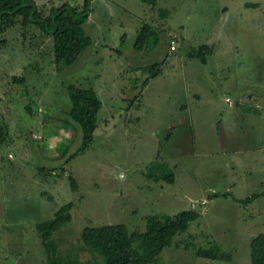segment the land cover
<instances>
[{
    "label": "rangeland",
    "instance_id": "obj_1",
    "mask_svg": "<svg viewBox=\"0 0 264 264\" xmlns=\"http://www.w3.org/2000/svg\"><path fill=\"white\" fill-rule=\"evenodd\" d=\"M35 1L48 8L82 0ZM90 7L82 26L92 43L68 65H56L51 37L33 25L16 23L0 34V124L6 132L0 139V264H46L35 224L68 201L71 220L54 232L60 253H77L85 225L122 222L141 231L147 214L191 208L198 217L152 264H249V240L264 232V197L235 198L264 186V160L224 148L264 142V117L255 114L251 127H238L235 117L249 114L248 106L261 110L254 91L264 85V0H156L153 6L91 0ZM145 22L157 32L135 50ZM202 43L211 48L206 63L189 55ZM153 62L159 72L149 76ZM69 83L92 88L103 105L94 140L65 161L66 147L71 152L79 144L58 119L71 106ZM35 146L44 157H37ZM41 165L56 168L37 174ZM162 173H171L173 182ZM212 242L231 259L194 254ZM96 256L77 253L87 264H98Z\"/></svg>",
    "mask_w": 264,
    "mask_h": 264
},
{
    "label": "trees",
    "instance_id": "obj_2",
    "mask_svg": "<svg viewBox=\"0 0 264 264\" xmlns=\"http://www.w3.org/2000/svg\"><path fill=\"white\" fill-rule=\"evenodd\" d=\"M90 1L82 0L79 5L62 1L47 8L45 4H38L35 0H0V34L16 23L21 26L33 25L51 37L52 53L56 65L71 64L78 54L92 42L82 26L90 12ZM140 1L151 6L156 3V0ZM156 32V29L149 23H143L136 32L133 49L141 50L145 44H148L149 36ZM191 49L189 55L197 58L201 63L206 62V55L211 52L210 46L206 43ZM147 69L149 76L156 75L159 72V62L149 64ZM12 78L14 82L23 81V77L20 76ZM146 81L147 78L144 79V82ZM66 90L71 106L63 112V117H58V119L62 127L70 128L71 138L79 141L73 151H68L67 147L63 151L62 154L66 155L64 160L68 161L84 151L92 142L101 99L92 88L80 87L73 83L67 84ZM25 108L30 112L29 104H26ZM5 134L0 124V139ZM55 168L41 165L38 166V172L46 173ZM161 177L168 182L173 180L171 173H162ZM68 182L72 190H77V182L72 175L68 176ZM222 194L225 195L227 192ZM256 196L258 194L253 193L245 198L235 199L246 203ZM72 205L71 201L61 204L52 217L35 224L39 240L46 253V264H87L77 257V253L82 250H91L95 256L97 254L98 264H152L158 253L171 244L176 234L185 231L190 222L199 214L191 208L172 214L150 213L145 216V227L141 231L129 230L122 222L85 225L79 233L81 243L76 249L77 253L74 254L72 248H68L65 253H60L56 247L54 232L70 222ZM194 254L213 260L229 261L231 259V253L221 248L217 242H212L207 247L198 246ZM249 257V264H264V232L257 233L250 238Z\"/></svg>",
    "mask_w": 264,
    "mask_h": 264
},
{
    "label": "crops",
    "instance_id": "obj_3",
    "mask_svg": "<svg viewBox=\"0 0 264 264\" xmlns=\"http://www.w3.org/2000/svg\"><path fill=\"white\" fill-rule=\"evenodd\" d=\"M37 3V2H36ZM90 10H91V7H90ZM90 13L91 12H89V15H90ZM89 15H88V18L90 19L91 18V16L89 17ZM87 18V19H88ZM92 43V42H91ZM90 43V44H91ZM89 44V45H90ZM109 47V46H108ZM170 50V49H169ZM173 51V50H172ZM206 63V62H205ZM148 82V80L146 81V82H144V85L146 84ZM255 93H256V95H255V97H257V98H260V100H258V102H254L255 103V107H257L258 109H261L259 112H254V108L252 107V106H248L246 109H248V110H246V111H249V114H247V113H240V114H242V117H241V115L239 114V117L238 116H235V117H237L238 118V122L236 123V125L238 126V127H241V125L242 124H246L247 125V127H251L253 124H252V122H251V119H253V117H255V114L256 115H258L259 117L260 116H262V117H264V85H260L259 87H258V89L256 90V91H254ZM253 92V93H254ZM252 93H249V94H247V97H246V99L248 100V101H252V99H251V95ZM98 95V94H97ZM198 94H196V96H197ZM225 98H227V97H225ZM213 101V100H212ZM228 101V100H227ZM231 101V100H230ZM250 103H252V102H250ZM102 101H101V106H100V108H102ZM211 105V107H213V110H214V105L211 103L210 104ZM184 106V105H183ZM235 106L237 107L238 105H237V103L235 104ZM106 107H107V104H106ZM99 108V109H100ZM107 109V108H106ZM103 110V109H102ZM108 110V109H107ZM236 111H239L238 109H236ZM250 111H252L251 113H250ZM235 112V111H234ZM107 117V116H106ZM106 117H103V119H104V121L103 122H105V123H107V121H109L108 120V118H106ZM135 118H137V120H138V117H135ZM233 119H234V117H233ZM244 121H246V122H244ZM214 122H217V123H219V122H221V124H222V127H223V125H224V122L222 121V118H220V117H217V120L216 121H214ZM226 124V123H225ZM95 130V129H94ZM171 133H172V131H169V132H166L164 135H165V137H167L166 139H168L170 136H171ZM96 136V133H95V131L93 132V140H94V137ZM235 140V139H234ZM230 144H231V142H229ZM258 145H263V146H260L261 148V151H259L260 149L258 148L259 146ZM34 149H36L37 151V157L38 158H42V157H44L45 155H42V152L41 151H39V149H38V147H34ZM226 151H231L235 156H239L238 154H241V153H244V151L246 150L247 152H249L250 154H249V156L247 155V156H245L247 159H249L250 158V156L255 160V159H259L260 160V162H262L263 160H264V151H262V149H264V142H263V140H261L260 141V144H257V143H255V142H249V143H247L246 144V146L245 147H243V146H231L230 148H228V147H225L224 148ZM158 152V149L156 150V153ZM158 154V153H157ZM156 154V155H157ZM155 157V156H154ZM239 157H241V156H239ZM169 159H170V157H168ZM169 161H171L172 163H170L171 164V166L172 167H175L176 165H177V163H176V161H175V159H173L172 157H171V159L169 160ZM174 162V163H173ZM166 163V162H165ZM168 166H170V164H168V163H166ZM228 166L229 167H232V166H234V165H229L228 164ZM251 171H252V169H251ZM37 174H38V171L36 172ZM147 176V175H146ZM173 180H174V178H173ZM173 180L171 181V182H173ZM155 181V180H154ZM168 184L169 183H171V182H168V181H166ZM148 185H150L149 183H147ZM224 192H227V191H222L221 193H224ZM257 194H258V196H256L255 198H258L259 196H263L264 197V186L261 184V188H260V190H258V192H256ZM173 194V193H172ZM253 194V193H252ZM251 195V194H250ZM249 196V195H248ZM254 198V199H255ZM249 202H251V201H249Z\"/></svg>",
    "mask_w": 264,
    "mask_h": 264
},
{
    "label": "built area",
    "instance_id": "obj_4",
    "mask_svg": "<svg viewBox=\"0 0 264 264\" xmlns=\"http://www.w3.org/2000/svg\"><path fill=\"white\" fill-rule=\"evenodd\" d=\"M169 49H170V50H174V49H175V43H174V40H171V44H170V46H169ZM226 100L230 101L229 98H226Z\"/></svg>",
    "mask_w": 264,
    "mask_h": 264
}]
</instances>
